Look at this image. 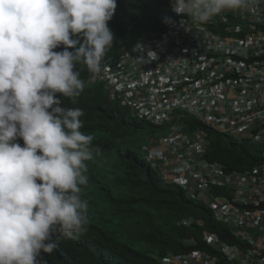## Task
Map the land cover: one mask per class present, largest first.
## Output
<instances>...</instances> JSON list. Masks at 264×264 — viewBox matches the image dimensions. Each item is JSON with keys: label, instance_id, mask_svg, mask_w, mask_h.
<instances>
[{"label": "clouds", "instance_id": "obj_1", "mask_svg": "<svg viewBox=\"0 0 264 264\" xmlns=\"http://www.w3.org/2000/svg\"><path fill=\"white\" fill-rule=\"evenodd\" d=\"M262 5L264 0H170V16L162 22L172 23L178 17L173 12L207 22L225 11L256 14ZM116 8L117 0H0V264H43L41 253L53 250L54 232L80 233L87 225L81 186L88 184L94 136L81 131L83 111L61 107L56 94L76 103L86 84L106 89L101 63L113 46L108 22ZM180 26L189 30L184 21ZM149 36L143 33L118 58L129 50L145 53L140 42ZM137 59L146 64L157 53L148 49ZM77 64L93 76L81 79ZM112 102L156 126L180 123H157ZM177 111L185 112L176 109L173 117Z\"/></svg>", "mask_w": 264, "mask_h": 264}, {"label": "built area", "instance_id": "obj_2", "mask_svg": "<svg viewBox=\"0 0 264 264\" xmlns=\"http://www.w3.org/2000/svg\"><path fill=\"white\" fill-rule=\"evenodd\" d=\"M173 13L172 23L140 42L156 60L142 63L137 57L145 53L129 50L104 68L100 78L109 99L163 124L182 109L223 134L264 144V5L256 14L225 11L207 22ZM182 124L174 122L166 136L149 138L142 149L167 181L205 202L229 234L227 241L204 230L211 252L168 250L163 263L264 264V151L255 165L228 170L208 158L206 132L187 134Z\"/></svg>", "mask_w": 264, "mask_h": 264}, {"label": "trees", "instance_id": "obj_3", "mask_svg": "<svg viewBox=\"0 0 264 264\" xmlns=\"http://www.w3.org/2000/svg\"><path fill=\"white\" fill-rule=\"evenodd\" d=\"M169 16L168 0H117L108 22L114 34L113 46L101 63V71L114 66L119 54L139 42L143 33L160 30L163 19ZM62 50V45L54 49ZM74 70H79L85 81L93 76L83 64ZM56 96L61 107L83 111L81 131L94 136L93 160L86 162L88 184L81 186L82 199L88 202L87 225L80 233L54 232L53 250L41 253L43 264H163L168 250L185 254L200 248L209 250L201 240L204 230L219 232L228 241L229 231L215 221L205 203L159 176L157 167L146 160L142 149L148 142L145 136L164 135L172 123L160 127L132 117L109 99L108 89L101 83L86 84L76 103L59 93ZM173 120L183 123L188 133L204 130L208 157L228 170H244L262 160L264 144L223 134L183 111L175 112ZM16 143L23 146L19 137ZM188 218L194 222L178 223ZM198 220L204 222L203 227ZM184 238L189 239L187 244Z\"/></svg>", "mask_w": 264, "mask_h": 264}, {"label": "rangeland", "instance_id": "obj_4", "mask_svg": "<svg viewBox=\"0 0 264 264\" xmlns=\"http://www.w3.org/2000/svg\"><path fill=\"white\" fill-rule=\"evenodd\" d=\"M167 134V133H166ZM166 134H164V135H166ZM156 137H160V136H156Z\"/></svg>", "mask_w": 264, "mask_h": 264}]
</instances>
